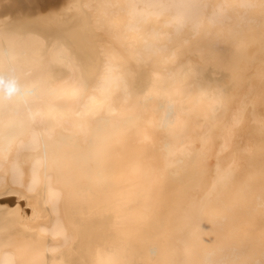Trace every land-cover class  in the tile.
<instances>
[{
	"label": "bare ground",
	"instance_id": "1",
	"mask_svg": "<svg viewBox=\"0 0 264 264\" xmlns=\"http://www.w3.org/2000/svg\"><path fill=\"white\" fill-rule=\"evenodd\" d=\"M0 77L45 264H264V0H0Z\"/></svg>",
	"mask_w": 264,
	"mask_h": 264
},
{
	"label": "water",
	"instance_id": "2",
	"mask_svg": "<svg viewBox=\"0 0 264 264\" xmlns=\"http://www.w3.org/2000/svg\"><path fill=\"white\" fill-rule=\"evenodd\" d=\"M18 193L22 195L20 201H16ZM26 195L21 188L0 187V255L8 249L13 251L18 264H45L47 236L18 224L25 216L35 215L25 205ZM22 207L28 214L21 211Z\"/></svg>",
	"mask_w": 264,
	"mask_h": 264
},
{
	"label": "clouds",
	"instance_id": "3",
	"mask_svg": "<svg viewBox=\"0 0 264 264\" xmlns=\"http://www.w3.org/2000/svg\"><path fill=\"white\" fill-rule=\"evenodd\" d=\"M5 79L0 77V84H4ZM8 87L3 90V92L8 96L11 97L13 94H15L18 91V88L16 86V82L14 80L7 82Z\"/></svg>",
	"mask_w": 264,
	"mask_h": 264
}]
</instances>
